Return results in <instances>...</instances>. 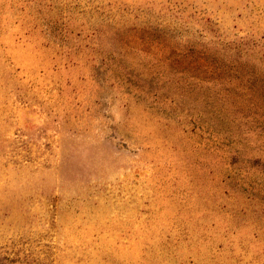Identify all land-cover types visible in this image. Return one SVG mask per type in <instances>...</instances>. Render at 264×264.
<instances>
[{
    "label": "rangeland",
    "instance_id": "rangeland-1",
    "mask_svg": "<svg viewBox=\"0 0 264 264\" xmlns=\"http://www.w3.org/2000/svg\"><path fill=\"white\" fill-rule=\"evenodd\" d=\"M0 264H264V0H0Z\"/></svg>",
    "mask_w": 264,
    "mask_h": 264
}]
</instances>
